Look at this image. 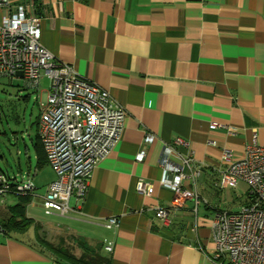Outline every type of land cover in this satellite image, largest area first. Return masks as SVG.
I'll return each mask as SVG.
<instances>
[{
  "label": "crops",
  "instance_id": "obj_1",
  "mask_svg": "<svg viewBox=\"0 0 264 264\" xmlns=\"http://www.w3.org/2000/svg\"><path fill=\"white\" fill-rule=\"evenodd\" d=\"M14 1L32 5L40 43L54 59L125 110L119 141L91 171L85 196L70 198L67 215H48L66 221L34 222L42 235L46 230L51 242L56 236L55 242L75 243L76 253L89 245L110 264H219L210 236L218 209L198 183L219 179L223 149L238 159L247 146L264 145V0ZM12 79L29 91L26 102L36 93L29 116L33 144L48 79L42 75L37 90L25 86L21 73ZM147 134L154 138L144 144ZM175 137L188 141L189 148H176L203 169L195 182L198 199L185 200L163 223L153 209L170 206L174 195L159 183L157 160ZM141 149L144 158L136 161ZM54 179L29 195L41 208ZM138 181L149 183L147 194L135 189ZM9 205L0 208V218ZM109 217L118 219L116 227L105 226ZM33 238L34 230L0 232V264H65ZM108 241L111 252L104 250Z\"/></svg>",
  "mask_w": 264,
  "mask_h": 264
},
{
  "label": "built area",
  "instance_id": "obj_2",
  "mask_svg": "<svg viewBox=\"0 0 264 264\" xmlns=\"http://www.w3.org/2000/svg\"><path fill=\"white\" fill-rule=\"evenodd\" d=\"M31 11L28 3L0 0V78L21 73L25 86L33 90L38 89L42 75L48 79L38 136L55 179L46 187L42 208L46 215L65 216L72 210L70 198L83 199L91 171L119 141L125 110L111 100L105 89L80 77L70 64L53 58L40 43L39 19ZM153 138L145 135L144 144ZM176 147L187 149L189 143L175 137L171 144L163 145L157 160L159 183L174 195L170 206L153 209L163 223L168 222L171 211L183 207L185 200L198 199L195 182L203 164L190 154L182 155ZM144 154L143 149L139 150L135 160L142 161ZM231 157V151L222 150L218 186L245 183L248 202L238 211L214 212L210 223L214 257L219 264H264V145L253 143L240 158ZM186 183L191 189L185 187ZM149 188V183L143 181L135 185L142 194H147ZM35 190V184L27 180L16 182L10 191L5 176L0 174V195H31ZM117 225L116 217H109L105 224L107 228ZM112 249L113 242L108 241L104 250Z\"/></svg>",
  "mask_w": 264,
  "mask_h": 264
},
{
  "label": "rangeland",
  "instance_id": "obj_3",
  "mask_svg": "<svg viewBox=\"0 0 264 264\" xmlns=\"http://www.w3.org/2000/svg\"><path fill=\"white\" fill-rule=\"evenodd\" d=\"M18 86H22L21 80L0 78V172L9 178L14 176L20 182L32 180L36 190L40 191L49 179L54 177V173L48 167L47 173L35 169V151L31 141L34 131L29 125V116L36 93H31L29 102H26L24 97L29 91H18ZM217 180V177H213V181L198 183L206 202L213 209L238 211L248 198L247 185L238 182L235 187L220 188ZM6 202H19L33 222L47 224L66 221L62 217L44 214L38 198L33 196L25 198L5 192L0 196V208L5 207ZM32 230L29 228L28 231ZM40 233L42 235V231ZM43 233L45 237H49L46 230H43ZM51 239L55 242L57 237L53 236Z\"/></svg>",
  "mask_w": 264,
  "mask_h": 264
},
{
  "label": "trees",
  "instance_id": "obj_4",
  "mask_svg": "<svg viewBox=\"0 0 264 264\" xmlns=\"http://www.w3.org/2000/svg\"><path fill=\"white\" fill-rule=\"evenodd\" d=\"M18 88V91L25 89L24 86H18ZM33 148L35 151V169L42 171L47 167L48 162L37 134L34 135ZM0 174L5 176V174L1 172ZM5 178L7 184L9 185L10 191H13L14 185L16 182H18V180H16L14 176L12 178L5 176ZM16 195L25 198H28L29 196L20 194ZM247 202L248 198L245 200V204ZM4 214V217L0 218V226L5 233L9 235H24L29 230V228H33V239L36 245L40 246V248H42L44 251L52 254L60 262H64L65 264H110L109 258H106L99 251H96L89 245H82L83 249L79 253H76L74 251L76 246L75 243L66 244L64 240L59 242H51L47 240L44 235L40 234V226L35 224L31 217L26 215L25 210L19 202L7 206L6 212Z\"/></svg>",
  "mask_w": 264,
  "mask_h": 264
}]
</instances>
